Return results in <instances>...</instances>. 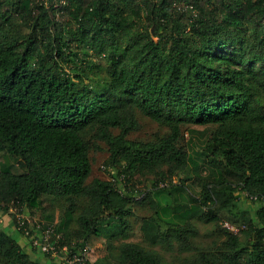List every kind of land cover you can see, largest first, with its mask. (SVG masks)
Instances as JSON below:
<instances>
[{
  "label": "trees",
  "instance_id": "obj_1",
  "mask_svg": "<svg viewBox=\"0 0 264 264\" xmlns=\"http://www.w3.org/2000/svg\"><path fill=\"white\" fill-rule=\"evenodd\" d=\"M138 114L166 131L130 138ZM189 124L210 127L200 162L181 143ZM98 141L111 178L88 181ZM0 156V210L59 201L60 222L37 218L69 245L112 221L106 238L125 235L131 205L148 195L122 176L148 175L157 191L196 202L143 217L149 245L195 250L180 264H264V0H0ZM191 171L197 197L185 186ZM175 176L172 189L158 187ZM239 191L258 203L239 209L242 238L223 228L212 249L193 246L192 215L217 220ZM115 250L116 264H172L136 242ZM0 264L40 263L0 229Z\"/></svg>",
  "mask_w": 264,
  "mask_h": 264
},
{
  "label": "rangeland",
  "instance_id": "obj_2",
  "mask_svg": "<svg viewBox=\"0 0 264 264\" xmlns=\"http://www.w3.org/2000/svg\"><path fill=\"white\" fill-rule=\"evenodd\" d=\"M137 118L139 126L137 130L129 134L130 138L146 140L153 138V136L157 133L162 134L166 131L165 127L158 125L155 121L149 119L146 116L138 114ZM209 130L210 127L199 124H189L183 127V139L181 140V143L185 144L186 141V143L190 147L189 150L191 155L195 160L199 162L203 157V155L201 154V149L209 133ZM97 144L98 149H91L89 152V156L91 158V173L88 181L93 177H99L102 179L111 178L110 172H112V170L109 168V165L105 163L108 156L106 146L102 141H98ZM2 160L3 158L0 156V161ZM16 170L18 171V169ZM189 174L192 177L185 180L186 189L193 196L197 197L199 195L200 185L195 178L196 176L194 175V171H191ZM215 175H218L217 171L215 172ZM177 181L178 178L175 176L170 181H160L158 187H170V184H173ZM152 183L153 179L148 175H135L130 178L122 176V186L124 184H127L129 189L145 192L148 195V198L143 203H133L131 205V213L125 219V235H115L109 237V239L106 238V235H108L109 232L115 230V226H112V224L114 223L112 221L110 222L111 228L109 230H103L104 235L91 234L89 236V238L87 239V244L91 247V251L89 254V259L91 260L90 264H95V261H98V264H116L111 260V256L115 254V246L121 240L136 242L143 245L144 247H152L162 255L164 262L172 264H180L183 257L190 256L194 253L195 250L193 249L181 251L178 248V243L175 240H172L171 244L168 246H162L161 244L151 246L143 239L140 229L141 219L153 214V211L155 209H158L159 213L162 214V207H166V205L169 204L170 208H175L172 214L175 213L177 215L178 213H184L196 204V202L191 201L187 193L182 190L172 189V187H170V189H172L171 193H167L166 191H157L158 189H156V187L153 186ZM137 197H139V195ZM237 197L238 198L236 199V206L228 205V208H225L219 214L217 220L205 221L192 215L191 221L197 228V234L194 235V237L192 236L190 238V243L193 246H196L200 249H212L213 247H215L223 240L222 229L227 228L225 224H227V226L229 227H232V230L234 232H238L239 236L242 238V233L239 230L240 228H245V223L240 217L239 209H244L251 212L258 205V203L250 197H247L245 193L241 191L237 192ZM153 202L157 203L155 208H152ZM59 203V201L46 200L42 204L41 209L33 210V212L24 210L19 213L25 215L31 214L35 217L39 216L47 221H51L50 216L52 215L54 221L56 218L57 222H60L63 215V208ZM14 217H16L15 213H10V211L2 212L0 210V228H8L6 222L10 221L11 218L14 219ZM72 224L73 223H71V225ZM102 227L104 228L105 225H102ZM15 231L16 233L14 234L12 232L11 235L16 238V236H18L17 234H21V232L17 229H15ZM67 240L71 244L75 243L76 241L72 237L67 238ZM108 240L111 241L114 247H109ZM36 251V249L29 250L31 258L35 256ZM43 257L47 259L53 258L49 254H43Z\"/></svg>",
  "mask_w": 264,
  "mask_h": 264
},
{
  "label": "built area",
  "instance_id": "obj_3",
  "mask_svg": "<svg viewBox=\"0 0 264 264\" xmlns=\"http://www.w3.org/2000/svg\"><path fill=\"white\" fill-rule=\"evenodd\" d=\"M14 212V209H10ZM15 228L29 242L31 248L56 258L59 264H87L91 247L86 243L81 246L69 245L63 240L62 232L54 224H47L41 219L15 212ZM1 221V219H0ZM225 226L232 230V227ZM233 231V230H232Z\"/></svg>",
  "mask_w": 264,
  "mask_h": 264
},
{
  "label": "crops",
  "instance_id": "obj_4",
  "mask_svg": "<svg viewBox=\"0 0 264 264\" xmlns=\"http://www.w3.org/2000/svg\"><path fill=\"white\" fill-rule=\"evenodd\" d=\"M55 222H57L56 218H55ZM7 227L8 228H0L4 231L9 232L10 234L13 232L14 234L16 233L15 231V226H14V222L13 219L11 218L10 221H7ZM18 236H16V240L21 244V246H23V248L29 252L30 249L33 250V248H31V246L29 245L28 239L21 233V234H17ZM35 256L33 257L36 261H38L40 264H59V261L56 258H52V259H47L45 257H43V253L36 251L35 252ZM42 261V262H41ZM91 261V260H90Z\"/></svg>",
  "mask_w": 264,
  "mask_h": 264
}]
</instances>
